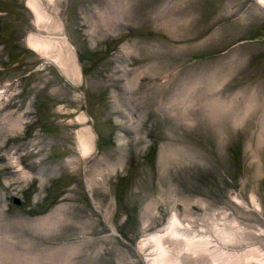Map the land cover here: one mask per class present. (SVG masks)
I'll return each instance as SVG.
<instances>
[{"label":"rangeland","instance_id":"obj_1","mask_svg":"<svg viewBox=\"0 0 264 264\" xmlns=\"http://www.w3.org/2000/svg\"><path fill=\"white\" fill-rule=\"evenodd\" d=\"M37 1L0 0V264H149L174 219L264 264V4Z\"/></svg>","mask_w":264,"mask_h":264},{"label":"bare ground","instance_id":"obj_2","mask_svg":"<svg viewBox=\"0 0 264 264\" xmlns=\"http://www.w3.org/2000/svg\"><path fill=\"white\" fill-rule=\"evenodd\" d=\"M257 1L264 4V0H257ZM28 5H29V7L32 8L34 14L36 15L37 24H39L42 20H46V19H47V22L50 21L49 20L50 15L49 14L47 15L48 12H46V10L39 5L37 0H29ZM27 42L31 48H33L34 50H36L38 52H42V53L48 52L49 49H54V50H57L59 52L63 48V44L60 43L61 41L57 42V41L51 40V39H46V38L44 39V38L37 36V35H34V34H31L28 36ZM65 55H67V54H65ZM54 58H57V57L54 56ZM57 60H55V62ZM68 61H70V60H68ZM58 64H60V63L58 62ZM65 64H67V63H65ZM68 73H69V71H68ZM80 118H82V117H79V119ZM22 120H23V118L20 115L19 117H16L13 120H11L9 126L12 129H15V128L20 126ZM81 134L82 135H81V139H80V144L82 147V152L85 155V153H88L91 150L90 139L92 140V135L90 134V132L87 128H85V130H83L81 132ZM12 162L15 165L17 164L19 166V163L17 162L16 159H14ZM112 168H113V170L115 169L114 167H112ZM94 171L99 172V173H97L99 178L97 179V177L95 176L94 180L102 181L103 178H102V174L100 173V171L99 170H94ZM20 175L22 177H25L26 172H22ZM211 231H213V230H211ZM227 237H228V235H227ZM166 240H171V241L183 240L187 244L185 247L187 254L188 253L191 254V252L192 253H202V252L207 253V254H209L208 256L211 259L213 264H217V262L222 260L223 258H225L226 261L219 263V264H232V263H230V261H234V264H235V262L240 261V263L238 262V264H243L242 259L247 258V256L249 255V253L246 252V254H244L245 256L243 258H241V259H240V257L236 258L232 253L228 252L229 250H224V249L217 247V245H219V244L214 243V240H212L210 236H204L203 234L199 235L197 232L196 233L188 232L180 226V223L179 224L177 223L176 219H174V220H171V222L169 223L168 226L164 227L162 230H159L156 234H153V235L147 237L146 239H144L142 241L141 248L146 247L148 245H153V249H151L152 255H151V257H149V260H150L149 264H180L181 259L175 253L172 252V250L169 248L168 244L166 243ZM193 256H197V255H193ZM255 260H257V259H255ZM261 260H263V259H261ZM251 261H253V259ZM258 263H259V261H258Z\"/></svg>","mask_w":264,"mask_h":264},{"label":"water","instance_id":"obj_3","mask_svg":"<svg viewBox=\"0 0 264 264\" xmlns=\"http://www.w3.org/2000/svg\"><path fill=\"white\" fill-rule=\"evenodd\" d=\"M14 202L19 203L18 199H16V198L14 199Z\"/></svg>","mask_w":264,"mask_h":264}]
</instances>
